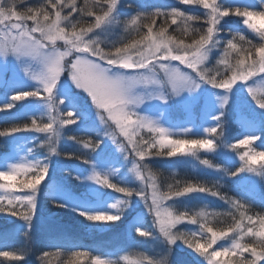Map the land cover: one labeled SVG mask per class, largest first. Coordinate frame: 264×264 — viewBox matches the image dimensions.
Instances as JSON below:
<instances>
[{"label":"rangeland","instance_id":"1","mask_svg":"<svg viewBox=\"0 0 264 264\" xmlns=\"http://www.w3.org/2000/svg\"><path fill=\"white\" fill-rule=\"evenodd\" d=\"M122 1L113 4L111 14L97 20L94 30L68 34L64 30L68 20L61 14L51 23H28L5 10L0 0V123L47 121L44 129L4 138L0 175L56 162L49 195L69 215L74 214L82 232L89 234L102 227L96 239L104 242L106 251L90 264H233L218 251L226 245L239 250L253 230L212 235L204 251L198 246L187 248L184 232L202 237L204 232L178 216L179 210L187 209L204 219L229 215V211L202 192L163 195L159 180L148 170L151 158L142 141L177 148L179 137L216 135L218 147L190 149L156 160L174 175L224 180L231 178L239 162L249 166L248 153L242 150L264 152V57L240 63L221 89L209 90L193 72L206 76L214 64L223 68L229 63L230 52L221 49L216 35L200 52L198 48L187 52L165 36H151L131 50L112 52L122 35ZM141 1L150 11L184 15L174 0ZM224 2L264 5V0ZM215 4L217 0L211 2ZM214 9L219 20L227 18ZM239 24L233 21L235 27ZM234 33L244 38L240 29ZM85 129L97 133L102 143L95 162L81 167L61 152H87L90 147L81 138ZM256 168L244 169L236 179L249 194L264 201V165L262 170ZM64 174L78 178L86 194L67 191ZM109 183L127 191L126 199L117 200L105 191ZM16 197L0 185V198ZM28 200L36 202L37 193ZM122 211L123 225L103 226L101 217L115 218ZM58 219L38 218L27 225L20 219L0 238L20 241L32 236L36 241L74 233V228L61 223L63 218ZM261 229L258 234L264 239ZM254 256V264H264V253Z\"/></svg>","mask_w":264,"mask_h":264},{"label":"trees","instance_id":"2","mask_svg":"<svg viewBox=\"0 0 264 264\" xmlns=\"http://www.w3.org/2000/svg\"><path fill=\"white\" fill-rule=\"evenodd\" d=\"M118 1L3 0V8L34 24L51 23L57 14H61L68 20L64 24V30L68 34H74L94 30L97 20L111 14L113 4ZM174 1L176 4L173 5L182 8L184 15L170 11H150L149 5L143 4L141 0H123L124 10L120 17L119 32V35L120 33L122 35L120 41L113 44L112 52L131 50L151 36H165L175 44L183 46L187 52L192 48H198L200 52L207 49L216 35L221 49L230 52L228 53L229 63L223 68L214 64L207 70L206 76L193 72V75L209 90L221 89L240 63L256 62L260 57H264V5L228 3L224 0H217L215 5H211V2L215 0ZM214 8L227 18L219 20V15ZM234 20L240 23L238 27L233 25ZM132 21H135L134 25H131ZM237 29L243 32L244 38L235 35L234 31ZM254 30L257 31L254 33ZM46 123L45 119L36 118L0 123V147L4 145L6 136L32 129H44ZM83 135L84 137L81 138L85 139L90 147L87 152L74 150L76 153L74 155L66 154L65 151L61 152L62 156H69L74 162L80 163L81 167L87 164L90 166L95 162L96 151L102 143L93 130L85 129ZM176 140L179 145L177 148H165L151 140H140L143 143L144 152L148 158H151L148 170L159 180L162 194L178 197L186 192H202L218 199L220 208L226 212L229 211V215H211L210 218L204 219L187 209L179 210L178 216L190 220L199 231L204 232L203 237L189 231L184 232L187 248L192 246L191 248L195 249L194 246H198V250L204 251V248L211 245L212 235L222 236L233 234L237 231L236 229H242L243 232L249 229L256 234L252 231L251 235L241 242L239 250H230L226 245L227 247H222L218 253L233 264H254V255L264 253V239L258 234L262 231L261 227H264V201L244 190L236 177L244 169L257 167L256 171L262 170L264 152L257 149L242 150V154L248 153L250 165L246 166L245 161L239 162L229 179H199L186 174L174 175L156 160L176 156L178 152L190 149L218 147L216 135L183 136ZM56 171V162L46 161L28 172L0 175V185H6L18 194V197L14 199L0 198V235L11 232L20 219L24 225H27L29 221H36L38 218L47 220L63 218L61 223L74 228V233L65 238L36 241L32 236L29 238L27 236L20 241L10 240L7 237L0 238V264H90L105 253L104 242L97 240L99 238L96 239L102 227L97 226L89 234L82 232L74 214L69 215L68 211L49 195V184L55 179L50 176L55 175ZM73 176V174H64L67 191L76 195H85V186H82L78 178ZM107 188L105 191L113 194L115 199L120 201L126 199L127 191L121 192L114 189L111 183ZM36 193V202L28 200V196ZM123 212L114 216L115 218L101 217L103 226L108 228L123 225L125 221Z\"/></svg>","mask_w":264,"mask_h":264}]
</instances>
